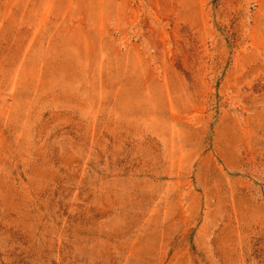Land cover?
<instances>
[{"label": "rangeland", "instance_id": "374dc122", "mask_svg": "<svg viewBox=\"0 0 264 264\" xmlns=\"http://www.w3.org/2000/svg\"><path fill=\"white\" fill-rule=\"evenodd\" d=\"M0 264H264V0H0Z\"/></svg>", "mask_w": 264, "mask_h": 264}]
</instances>
